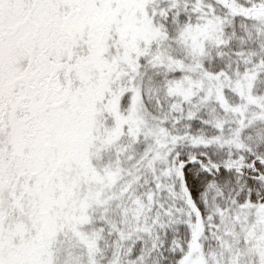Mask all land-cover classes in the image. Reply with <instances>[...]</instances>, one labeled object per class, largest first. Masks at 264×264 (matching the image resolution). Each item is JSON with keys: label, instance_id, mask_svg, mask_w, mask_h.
<instances>
[{"label": "snow or ice", "instance_id": "snow-or-ice-1", "mask_svg": "<svg viewBox=\"0 0 264 264\" xmlns=\"http://www.w3.org/2000/svg\"><path fill=\"white\" fill-rule=\"evenodd\" d=\"M0 264H264V0H0Z\"/></svg>", "mask_w": 264, "mask_h": 264}]
</instances>
